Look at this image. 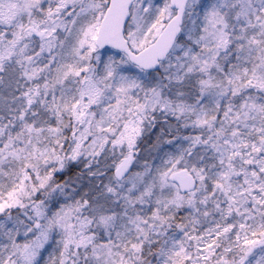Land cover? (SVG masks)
Returning a JSON list of instances; mask_svg holds the SVG:
<instances>
[{"label": "snow or ice", "instance_id": "1", "mask_svg": "<svg viewBox=\"0 0 264 264\" xmlns=\"http://www.w3.org/2000/svg\"><path fill=\"white\" fill-rule=\"evenodd\" d=\"M0 264H264V0H0Z\"/></svg>", "mask_w": 264, "mask_h": 264}]
</instances>
